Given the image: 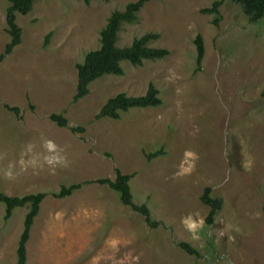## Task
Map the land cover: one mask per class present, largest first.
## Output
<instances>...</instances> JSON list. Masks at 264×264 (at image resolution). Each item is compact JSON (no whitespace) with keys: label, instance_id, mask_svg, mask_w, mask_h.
Listing matches in <instances>:
<instances>
[{"label":"rangeland","instance_id":"1","mask_svg":"<svg viewBox=\"0 0 264 264\" xmlns=\"http://www.w3.org/2000/svg\"><path fill=\"white\" fill-rule=\"evenodd\" d=\"M137 1L40 0L17 16L22 44L0 64V192L48 195L28 264H264V19L251 24L240 5L225 0L217 26V16L203 11L222 0H148L119 46L155 33L152 46L171 55L143 68L124 64L125 77L98 80L74 103L77 65L100 48L112 13ZM10 6L0 0V55L11 42ZM199 35L206 48L200 71ZM151 83L163 107L96 119L110 99L145 96ZM52 114L86 132L59 128ZM160 151L164 156L148 161ZM117 170L135 176V203L148 206L158 228L108 186L53 196L62 187L115 181ZM207 188L223 204L212 226L202 201ZM27 212L6 222L0 204V264H17Z\"/></svg>","mask_w":264,"mask_h":264},{"label":"trees","instance_id":"2","mask_svg":"<svg viewBox=\"0 0 264 264\" xmlns=\"http://www.w3.org/2000/svg\"><path fill=\"white\" fill-rule=\"evenodd\" d=\"M10 3L7 11V32L11 37V42L7 45L4 53L0 55V64L22 44L23 30L17 24V16H27L34 11L35 5L40 0H6ZM83 1L86 5H91L93 2L109 3L113 0H77ZM240 5L245 15L248 17L251 24H256L264 19V0H233ZM225 0L217 2L212 9L203 11V14H215L217 20L215 25H219L220 12L219 9L224 4ZM148 0H138L130 3L123 10H117L112 13L108 19L106 27L101 32L100 48L89 52L85 56L83 63L77 65L78 71V86L77 93L73 102L78 103L85 99L90 94V87L93 83L104 77L122 78L126 76L124 64H129L135 68H143L146 62H158L166 60L170 55V51L163 48H156L152 45L159 41L160 35L155 33H147L144 36L133 41L132 45L120 47L119 41L122 31L126 25H134L139 19V14L145 8ZM50 37V36H49ZM195 45L198 53L197 63L198 71L201 70L202 63L205 59V43L202 36H198L195 40ZM164 106V101L161 98V91L154 83L149 85L145 96L130 97L126 94H120L115 98L110 99L97 115V120L110 119L120 121L123 114H127L134 109L146 110L157 109ZM5 108L15 114L20 115L18 107ZM51 122L56 124L61 129H69L74 135H80L86 132L84 127H71L69 120L63 114H52L49 116ZM164 152L160 151L153 154H148L149 162L164 156ZM134 175H124L120 170H117V178L115 181L111 179H99L85 184H75L69 187H62L59 193L53 196L56 199H65L74 195L76 192L84 188L85 185L96 184L100 186H108L118 196L121 203L133 209L136 213L145 217L147 223L152 228H158L159 223L153 220L151 212L147 205H137L135 203L132 192L131 183L134 180ZM212 189L207 188L202 197L203 203L211 209L208 217V224L212 226L218 213L222 210L223 204L220 200L212 196ZM48 195L46 193H37L25 195L23 197H9L0 192V204L5 207V221H10L17 210L28 209L24 220V230L20 237V242L17 250V264H28V244L31 240L32 230L37 218L41 212V206ZM180 248L191 257H200V254L191 245L181 243Z\"/></svg>","mask_w":264,"mask_h":264},{"label":"clouds","instance_id":"3","mask_svg":"<svg viewBox=\"0 0 264 264\" xmlns=\"http://www.w3.org/2000/svg\"><path fill=\"white\" fill-rule=\"evenodd\" d=\"M50 147H51V145H50Z\"/></svg>","mask_w":264,"mask_h":264}]
</instances>
